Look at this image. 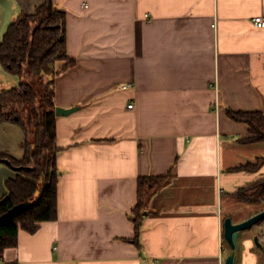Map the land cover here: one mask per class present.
Listing matches in <instances>:
<instances>
[{
    "label": "crops",
    "instance_id": "1",
    "mask_svg": "<svg viewBox=\"0 0 264 264\" xmlns=\"http://www.w3.org/2000/svg\"><path fill=\"white\" fill-rule=\"evenodd\" d=\"M46 0H0V41ZM67 14L73 67L55 79L57 221L20 230L0 264H225L224 221L263 205L233 193L261 179L235 168L264 157L227 109L264 111V0H54ZM66 62H58L62 68ZM19 79L0 64V92ZM133 104L130 108L129 105ZM26 134L0 122V152L25 155ZM169 176L149 198L139 243L137 182ZM16 171L0 162V192ZM248 229L237 264H264Z\"/></svg>",
    "mask_w": 264,
    "mask_h": 264
},
{
    "label": "trees",
    "instance_id": "2",
    "mask_svg": "<svg viewBox=\"0 0 264 264\" xmlns=\"http://www.w3.org/2000/svg\"><path fill=\"white\" fill-rule=\"evenodd\" d=\"M67 14L59 10L54 0H46L34 14L21 13L8 26L0 41V64L3 69L19 79L17 85L0 92V122L13 123L26 134L25 155L16 160L0 152L1 160H8L16 169V178L6 181L7 193L1 196L0 215L19 203L31 200L33 206L0 226V262L5 249L19 243V232H36L43 222L57 221L58 183L60 171L56 156L57 104L55 79L76 64L67 52ZM66 65L57 68L58 62ZM229 118L248 124L250 136L242 143L264 142V111H235L227 109ZM264 157L256 163L235 168L238 171L260 172ZM169 176H144L137 182V205L130 214L139 243L145 209L153 192L168 180ZM244 202H264V175L233 193ZM252 229V228H251ZM17 264V262H14Z\"/></svg>",
    "mask_w": 264,
    "mask_h": 264
},
{
    "label": "water",
    "instance_id": "3",
    "mask_svg": "<svg viewBox=\"0 0 264 264\" xmlns=\"http://www.w3.org/2000/svg\"><path fill=\"white\" fill-rule=\"evenodd\" d=\"M78 110L77 108H56V115L58 116H67L68 114H71ZM0 162H5L9 166H12L14 169H16L8 160H1ZM33 206V202L31 200L23 203H19L17 205H14L11 210L8 212L0 215V226L6 223H9L13 221V219L27 211V209L31 208ZM264 219V210L250 218L248 220L235 223L232 218L228 217L224 221V228L225 233L224 237L226 242L229 244L232 252L230 255H228L225 264H237V257H236V251L239 248V242L238 237L243 231H247L248 229L253 228L254 225H256L259 222H262ZM254 241L256 244L263 248V245L260 244V241H258V237L254 238Z\"/></svg>",
    "mask_w": 264,
    "mask_h": 264
},
{
    "label": "flooded vegetation",
    "instance_id": "4",
    "mask_svg": "<svg viewBox=\"0 0 264 264\" xmlns=\"http://www.w3.org/2000/svg\"><path fill=\"white\" fill-rule=\"evenodd\" d=\"M264 210V208H262V210L261 211H259V213L260 212H262ZM255 227H261L260 229H262V231L259 233V234H257L255 237H258V241H260L259 240V235H261V237L264 239V219H263V221L262 222H259V223H257L256 225H254ZM253 226V227H254ZM254 237V238H255ZM262 242V243H261ZM260 244H262L263 245V248H260L258 245H257V248L259 249V251L260 252H263L264 251V241H260Z\"/></svg>",
    "mask_w": 264,
    "mask_h": 264
},
{
    "label": "built area",
    "instance_id": "5",
    "mask_svg": "<svg viewBox=\"0 0 264 264\" xmlns=\"http://www.w3.org/2000/svg\"><path fill=\"white\" fill-rule=\"evenodd\" d=\"M252 21L254 22L255 26L264 28V17L263 16H256L255 18H253ZM129 107L132 108L133 104H130Z\"/></svg>",
    "mask_w": 264,
    "mask_h": 264
},
{
    "label": "rangeland",
    "instance_id": "6",
    "mask_svg": "<svg viewBox=\"0 0 264 264\" xmlns=\"http://www.w3.org/2000/svg\"><path fill=\"white\" fill-rule=\"evenodd\" d=\"M264 168V167H263ZM260 205H263V208H264V202H262ZM261 227H253L252 229H254V230H256V229H260ZM259 234V233H258ZM259 240L260 241H264V239L261 237V235H259ZM262 243V242H261ZM257 249V251H259V249L258 248H256ZM260 252V251H259Z\"/></svg>",
    "mask_w": 264,
    "mask_h": 264
}]
</instances>
